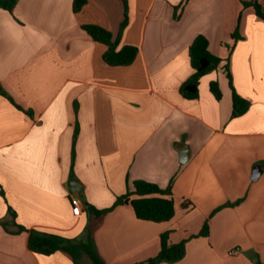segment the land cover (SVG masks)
<instances>
[{
    "label": "crops",
    "instance_id": "obj_1",
    "mask_svg": "<svg viewBox=\"0 0 264 264\" xmlns=\"http://www.w3.org/2000/svg\"><path fill=\"white\" fill-rule=\"evenodd\" d=\"M73 3L0 8V83L12 98L0 95V264H77L66 251L32 252L33 230L89 242L105 264H147L164 233L187 241L174 264H264V21L240 0H127L119 47L139 52L115 67L83 26L116 39L123 0H87L79 12ZM198 35L223 62L190 100L180 87ZM228 71L250 103L236 118ZM135 181L172 182L174 217L142 220L119 204L97 222L93 207L112 208Z\"/></svg>",
    "mask_w": 264,
    "mask_h": 264
},
{
    "label": "trees",
    "instance_id": "obj_2",
    "mask_svg": "<svg viewBox=\"0 0 264 264\" xmlns=\"http://www.w3.org/2000/svg\"><path fill=\"white\" fill-rule=\"evenodd\" d=\"M18 2L19 0H0V8L12 12ZM123 2L125 5V19L121 24L120 33L116 39H113V35L110 31L101 26H83V29L87 31L95 41L107 46V50L103 55L104 61L108 65L115 67L131 65L135 61L139 52L136 46L124 45L119 47L121 33L128 23L127 0H123ZM86 3L87 0H74V11H81ZM240 3L243 8L252 7L256 15L264 21V0H240ZM232 38L234 40L241 38L237 29L233 32ZM189 57L193 73L181 85L180 93L184 98L193 100L197 99L199 96L200 79L203 76L216 71L221 66L223 60L209 50V41L204 35H198L194 39L189 47ZM228 76L233 91L232 117L236 118L247 112L250 103L235 91L229 71ZM210 90L216 99L222 97L218 82H212L210 84ZM0 95L12 100L2 87L1 83ZM171 188L172 182L166 189H163L154 183L135 181L134 191H129L125 195L120 196L112 208L107 210H97L93 207L96 220L99 222L106 212L112 210L119 204H130L139 219L153 222L168 221L175 215V206ZM9 211H12L11 207H9ZM19 230L27 231L21 226H19ZM209 233L210 227L208 221H206L199 236L207 237L209 236ZM186 243L187 241L184 240L178 244H170L169 233L162 234L161 249L156 256L148 260L147 264H174L181 261L186 255ZM28 247L32 252L45 256L53 255L57 251H66L74 258L77 264L82 255H86L91 264H105L89 242L68 239L59 234L44 233L34 230L30 231ZM260 264L262 263L260 262Z\"/></svg>",
    "mask_w": 264,
    "mask_h": 264
},
{
    "label": "built area",
    "instance_id": "obj_3",
    "mask_svg": "<svg viewBox=\"0 0 264 264\" xmlns=\"http://www.w3.org/2000/svg\"><path fill=\"white\" fill-rule=\"evenodd\" d=\"M71 206H72V212L74 215L79 216L82 213V203L79 197L77 196H71ZM239 251L237 249H234L231 251V254H237Z\"/></svg>",
    "mask_w": 264,
    "mask_h": 264
},
{
    "label": "water",
    "instance_id": "obj_4",
    "mask_svg": "<svg viewBox=\"0 0 264 264\" xmlns=\"http://www.w3.org/2000/svg\"><path fill=\"white\" fill-rule=\"evenodd\" d=\"M186 159H187V155H186V154H184V156H183V158L181 159V161H182V162H185V161H186ZM74 190H75V188H74Z\"/></svg>",
    "mask_w": 264,
    "mask_h": 264
}]
</instances>
